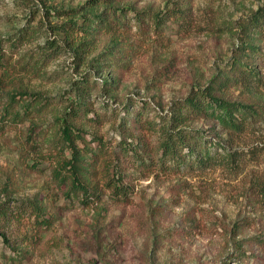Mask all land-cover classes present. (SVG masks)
Here are the masks:
<instances>
[{"label":"rangeland","instance_id":"rangeland-1","mask_svg":"<svg viewBox=\"0 0 264 264\" xmlns=\"http://www.w3.org/2000/svg\"><path fill=\"white\" fill-rule=\"evenodd\" d=\"M87 2L0 0V264H264V119L238 134L192 122L224 145L205 168L160 165L149 130L145 164L122 143L140 144V107L166 113L233 66L261 79L215 95L264 105V39L243 45L264 0ZM76 102L90 111L70 123ZM65 122L89 152L87 200L57 178Z\"/></svg>","mask_w":264,"mask_h":264},{"label":"trees","instance_id":"trees-1","mask_svg":"<svg viewBox=\"0 0 264 264\" xmlns=\"http://www.w3.org/2000/svg\"><path fill=\"white\" fill-rule=\"evenodd\" d=\"M97 2L98 0H88L87 4L93 6ZM246 22L247 28L244 30L243 45H245L244 50L248 49L247 52L251 54L250 52L257 51L253 40L257 36L264 39V5L253 11L247 17ZM254 30L255 32H253ZM259 75L250 65L245 68L233 66L226 72V75L216 76L205 86L193 88L185 97L173 100L166 113L157 112L155 117L148 115L142 118L143 106L140 107L133 119L136 125L135 129L137 126L139 128L145 126L140 129L142 132L136 136L140 144L139 142L134 143L133 139H129L132 144L128 143V139L121 140L124 147L126 146L124 153L132 151L135 159H138L141 164L147 162L145 158L149 152L146 146L141 145L145 142L143 140L145 134L143 129H145L157 133L159 152L157 162L160 165L183 169L208 167L215 159L214 152H217L218 148H224V145L220 139L215 140L213 137L205 135L199 128L191 126V123L197 120L210 121L219 126L223 133L238 134L244 132L252 121L263 120L264 105L229 101L215 95V92L219 90L244 83L250 84L251 80L259 81L261 79ZM89 111L83 103L76 102L69 106L67 117L64 120L71 123L76 117H86ZM58 139L64 147L69 149L70 154V157L63 160L62 166H60L62 169H68V174H60V169L57 174V178L62 180V183L69 179L66 195L69 197V192L72 191L75 194L81 192L85 200L93 197L96 192L89 191V188L81 181L83 174L91 167V163H87L84 159L83 153H89L87 150L83 152L85 146L81 148L77 144L78 140L85 141L80 130L77 126L65 122L61 129V137ZM230 155L228 152L226 159H229ZM141 156H143L142 159L139 158ZM114 188L120 195L128 196L127 186L120 184L114 185ZM258 238V243L264 244V237Z\"/></svg>","mask_w":264,"mask_h":264}]
</instances>
